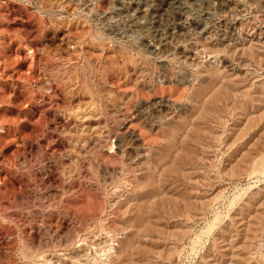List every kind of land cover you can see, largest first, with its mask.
Segmentation results:
<instances>
[{"label":"rangeland","instance_id":"obj_1","mask_svg":"<svg viewBox=\"0 0 264 264\" xmlns=\"http://www.w3.org/2000/svg\"><path fill=\"white\" fill-rule=\"evenodd\" d=\"M0 264H264V0H0Z\"/></svg>","mask_w":264,"mask_h":264},{"label":"bare ground","instance_id":"obj_2","mask_svg":"<svg viewBox=\"0 0 264 264\" xmlns=\"http://www.w3.org/2000/svg\"><path fill=\"white\" fill-rule=\"evenodd\" d=\"M140 2V1H139ZM147 2V1H146ZM154 2H155V0H154ZM175 2H176V0H175ZM141 3H143V2H141ZM163 3V2H162ZM172 3V2H171ZM161 4V3H160ZM156 5V4H155ZM138 6H139V3H138Z\"/></svg>","mask_w":264,"mask_h":264}]
</instances>
